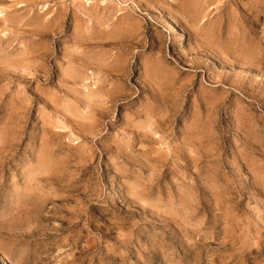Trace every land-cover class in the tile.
<instances>
[{"label": "rangeland", "instance_id": "rangeland-1", "mask_svg": "<svg viewBox=\"0 0 264 264\" xmlns=\"http://www.w3.org/2000/svg\"><path fill=\"white\" fill-rule=\"evenodd\" d=\"M0 11V264H264V0Z\"/></svg>", "mask_w": 264, "mask_h": 264}, {"label": "bare ground", "instance_id": "bare-ground-1", "mask_svg": "<svg viewBox=\"0 0 264 264\" xmlns=\"http://www.w3.org/2000/svg\"><path fill=\"white\" fill-rule=\"evenodd\" d=\"M2 11V10H1ZM0 11V13H1V15H0V17H2L3 16V14H2V12ZM171 27V26H170ZM174 31V30H173ZM177 39H176V42H179L180 41V36L177 34L176 36H175ZM12 144H14L13 142H12ZM5 157V156H4Z\"/></svg>", "mask_w": 264, "mask_h": 264}]
</instances>
